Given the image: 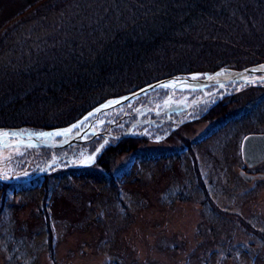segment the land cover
<instances>
[{
    "label": "rangeland",
    "instance_id": "374dc122",
    "mask_svg": "<svg viewBox=\"0 0 264 264\" xmlns=\"http://www.w3.org/2000/svg\"><path fill=\"white\" fill-rule=\"evenodd\" d=\"M58 1L56 9L27 17L3 35L1 95L5 89L12 95L18 85L50 88L66 69L100 62L107 43L139 42L162 30L179 38H240L264 50V0ZM23 4L0 0V32ZM259 84L218 95L230 94L216 115L174 125L172 135L148 137L112 156L109 171L96 156L91 164L72 163L93 154L78 147L0 148V264H264V161L247 168L241 157L244 137L264 133ZM117 85H105L101 94L117 93ZM195 90L188 94L195 103L205 100ZM171 96L172 104L180 100ZM43 111L30 108L14 118L40 125ZM82 129L92 133L90 126ZM45 170V185L19 188ZM242 171L253 177L245 180Z\"/></svg>",
    "mask_w": 264,
    "mask_h": 264
},
{
    "label": "trees",
    "instance_id": "16d2710c",
    "mask_svg": "<svg viewBox=\"0 0 264 264\" xmlns=\"http://www.w3.org/2000/svg\"><path fill=\"white\" fill-rule=\"evenodd\" d=\"M23 2L24 7L14 12L13 16H10L2 24V31L0 32L1 45L3 44V35L7 30L13 28L16 23H20L25 18L35 14H41L46 10L56 9L62 3L58 0H34L32 2L23 0ZM201 4L199 2L197 5L206 7ZM163 15H165L164 12L161 16ZM163 31L155 35L152 34L151 38L143 41L139 40V42L132 43L126 38L122 42L115 41L116 45L113 47L112 45L106 47L107 43L100 53L102 55L100 62L83 64L74 69H66L64 74L56 81L57 83L50 88L38 85L22 89L23 85H18L16 86L18 91L12 95H9L8 89H5L1 92L3 94H0V128L5 129L9 126L17 128L21 125H24L21 129L30 128L31 130L62 127L72 123L73 120L78 119L97 103L105 101L106 98L128 94V92L138 89L139 86L154 80L171 77L172 75L183 76V74L192 77L197 74H201L198 76H205L224 71L227 68L238 69L249 66V64L264 62V50L260 51L261 44L259 46L250 40L239 38L236 42L234 38L214 37L211 33H185L181 34L179 38ZM115 35H121V32L116 31ZM248 54H250V58ZM119 81L123 84L118 86ZM256 84H259V82ZM105 85L111 87L117 85L115 89L120 91L103 95L101 90ZM190 93L193 94L194 92L176 89L150 91V93L139 96L134 101H128V103L89 118V121L81 126V128H85V126L92 127L95 124L97 130H109L112 136H93L92 133L86 132L85 135L89 139H83L82 137L85 136L83 135L70 146L63 148L45 147L44 150L47 152L64 151L65 149L78 147L89 154L94 153L99 144L103 143V139H107L109 143L95 153V156L102 169L109 171L110 168L107 165L112 156L119 152L124 153L133 150L137 144L141 143V140H146L148 137L163 138L172 135L176 131L174 125H183L189 123V121L203 119L207 115L210 117V114L216 115L217 107L221 106L220 103L230 96L229 94L206 97L205 100L195 103L191 108L177 110L184 108L185 103L195 99V96L188 95ZM171 94H178L180 100L173 104L171 100L167 101L168 98L172 97ZM196 94L195 92L194 95ZM35 107L49 114L45 115L44 113L40 125H32L35 124L31 122L32 120L28 122V120L21 117L20 119L14 118L18 115V112L24 113ZM51 110H55V112ZM189 117H192V119L189 120ZM136 119L139 124L134 126L130 131L131 133L126 137L113 136L122 134ZM98 120H103L104 123L97 124ZM113 120L118 123H111ZM119 125H123V127ZM81 145H84L86 149ZM55 161L57 163V159ZM33 166L40 167L38 165ZM38 172L36 171L33 174ZM47 173L48 170H45L31 176V179L20 183L19 188L27 189L36 185H45L47 179L45 175H48ZM174 251L176 250L174 249Z\"/></svg>",
    "mask_w": 264,
    "mask_h": 264
},
{
    "label": "water",
    "instance_id": "95a60500",
    "mask_svg": "<svg viewBox=\"0 0 264 264\" xmlns=\"http://www.w3.org/2000/svg\"><path fill=\"white\" fill-rule=\"evenodd\" d=\"M264 65V62L255 63V64H249V66L238 68V69H227L225 71L215 72L210 75L205 76L204 78H197L192 79L190 76H171V77H165L161 78L155 81H152L148 84L142 85L139 87V89L128 92V94L120 95L113 98H106L105 101H102L101 103H98L95 105V107L89 109L87 112L84 113L80 118L74 120L72 124L76 123L77 121H80L83 119L84 116H86L89 112L93 111L95 108L99 107L101 104H104L105 102L113 99H119L120 97H128L127 100L121 101V103L114 105L113 107L103 109L102 112H105L106 110L116 108L117 106H120L122 104L128 103V101H134L139 98V96L145 95L147 93H150V91L161 89L158 86V82H169L173 81L174 78H179L178 83H175L170 89H176L180 91L184 90H191L195 91V89H200L202 92H204V89L206 87H200V85H206L207 87L218 85V87H221V85L228 84L229 82H243L247 85H250L252 83H247L242 77H249L250 79H255L258 82L259 77L264 76V70H260V66ZM253 69H257L256 71H252ZM247 70V71H246ZM216 73H220V75H216ZM253 83V84H255ZM152 85L153 87L149 88V86ZM145 89V92L141 93L140 90ZM139 93L136 96L131 95L132 93ZM196 100L192 103L187 104L184 106V108L177 109V110H184L186 108H191L192 105H194ZM100 113L94 114L98 115ZM92 116V117H93ZM91 118V117H90ZM72 124L67 126H62L61 128H51V130H40V131H33L30 128L23 131L21 128H7L5 130L0 129V148H5L8 146H25V147H49V148H63L64 145L71 144L74 142V140L78 139L79 137H82L87 132V129L80 131V135H74L73 137L67 138V139H61L59 142H53V139L55 137H62V136H55L52 135L51 137L44 136L41 137L38 135L40 132L44 133H55L56 130L59 129H65L69 128ZM136 124V123H135ZM130 125L125 133L120 135V138L126 137L128 134H130L132 128L134 125ZM139 124V121L137 122ZM22 130V131H21ZM79 130V129H78ZM74 131V130H73ZM242 149V157L243 160H245V163L247 166H253L254 164H257L261 161H264V133H252L249 135H246L242 141L241 145ZM242 177L245 180H249L253 176L251 174H247L244 171L241 172Z\"/></svg>",
    "mask_w": 264,
    "mask_h": 264
},
{
    "label": "snow or ice",
    "instance_id": "6c2138e0",
    "mask_svg": "<svg viewBox=\"0 0 264 264\" xmlns=\"http://www.w3.org/2000/svg\"><path fill=\"white\" fill-rule=\"evenodd\" d=\"M257 69H253L252 71H256ZM260 70H264V65H261L260 66ZM247 71V70H246ZM198 75H201V74H197V75H194L192 77V79H197V76ZM216 75H220V73H216ZM242 79H244L247 83H255L257 82L255 79H250L249 77H242ZM259 81L261 82H264V76H261L259 77ZM180 82L179 81V78H174L173 81H169V82H158V86L161 88V89H170L175 83H178ZM153 87L152 85L149 86V88ZM200 87H207L206 85H200ZM223 87V85H221V88ZM141 93L145 92V89H141L140 90ZM139 93H132L131 95L133 96H136L138 95ZM128 97H120L119 99H113V100H109L107 102H105L104 104H101L99 107L95 108L93 111L89 112L86 116L83 117L82 120L80 121H77L76 123L72 124L69 128H65V129H59V130H56L55 133H44V132H40L38 133L39 136L41 137H44V136H48V137H51L52 135H55V136H64V135H67V134H70L73 132L74 129H79V131L76 132V135L79 136L80 135V131H82L83 129L81 128L82 125L85 124V122L89 121V118L92 117L94 114H97V113H102V110L103 109H106V108H110V107H113L114 105L116 104H119L121 103V101L123 100H127ZM167 103V101H166ZM137 111H139L137 109ZM97 124H103L104 121L103 120H98L96 122ZM111 123H118L117 121L113 120L111 121ZM120 127H123V125H119ZM22 131V130H21ZM96 132H97V129H96V125L93 124L92 125V134L93 135H96ZM83 139H89V137L87 135H85L84 137H82ZM103 139V137H101ZM109 143V140L107 139H103V143L99 144V147H97L94 151V153L90 156H87L86 158L82 159V160H79V161H72V163H82V164H91L94 162V159H95V153L99 152L101 149H103L105 147V145H107ZM55 157L53 158V160L55 161ZM6 178V177H4Z\"/></svg>",
    "mask_w": 264,
    "mask_h": 264
},
{
    "label": "flooded vegetation",
    "instance_id": "af4514ba",
    "mask_svg": "<svg viewBox=\"0 0 264 264\" xmlns=\"http://www.w3.org/2000/svg\"><path fill=\"white\" fill-rule=\"evenodd\" d=\"M242 84L244 85V86H250V85H254L253 83L252 84H250V85H247L246 83H243V82H234V83H231V82H229L228 84H225V85H223V87L221 88V87H218V86H216V85H213V86H209V87H206L205 89H204V92H202V91H200V95L201 96H206V97H211V96H217V95H221L223 92H225V94L226 93H228V92H230L232 89H235V88H237L239 85H241L242 86ZM256 84V83H255ZM259 85V84H258ZM195 91H197V90H195ZM193 92V91H192ZM198 93V92H197ZM196 98V97H195ZM195 100V99H194ZM23 131H25L26 129H22ZM63 137V136H62ZM62 137H55L54 139H53V142L54 141H56L57 139H61ZM241 157H242V154H241ZM255 165V164H254ZM252 167V166H251ZM251 167H249V166H247V168H251ZM258 175L259 176H257V178H259L260 176H262L263 174H260V173H258ZM254 179V178H253ZM252 179V180H253Z\"/></svg>",
    "mask_w": 264,
    "mask_h": 264
}]
</instances>
